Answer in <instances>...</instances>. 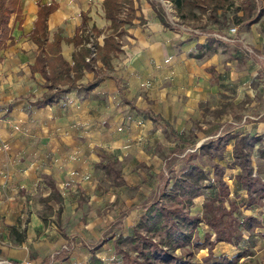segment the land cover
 Wrapping results in <instances>:
<instances>
[{
    "label": "crops",
    "instance_id": "1",
    "mask_svg": "<svg viewBox=\"0 0 264 264\" xmlns=\"http://www.w3.org/2000/svg\"><path fill=\"white\" fill-rule=\"evenodd\" d=\"M103 1L18 0L19 19L10 20V39L0 47V117L5 111L10 114L6 130L0 122V264L105 262L112 259L116 237L95 249L92 244L98 235L116 222L122 235H131L144 213L147 196H157L162 189L164 175L167 183L195 166L206 173L207 180L193 201L199 213L204 202L217 197L213 167L225 166V172L233 176L240 172L232 167L238 166L233 155L236 141L255 140L247 150L250 165L264 164V121L255 119L249 110L240 120L230 112L208 119L209 99L222 98L232 106L246 107L254 101L253 90L235 83L232 67L224 72L225 78L220 74L218 82L209 83L208 67L216 58L202 59L203 52L208 44L221 42L163 26L149 0H134L132 22L113 31L105 19ZM52 4L55 10L46 18V39L39 48L29 34L38 6ZM83 19L85 27L80 30ZM76 34L82 44L65 41ZM54 36L59 45H54ZM110 36L118 52L101 50ZM90 42L96 56L87 62ZM232 46L226 45L217 55ZM82 49L89 50L84 61L92 70L82 69L81 77L75 79L77 72L67 69L58 56L71 67L73 56ZM40 51L49 60L45 73L54 75L52 85L31 70ZM224 122L234 127L218 133L219 127L212 123ZM227 135L221 154L202 155L209 141ZM37 141L39 160L32 162L34 151L28 146ZM20 144L22 150H17ZM107 160L118 164L126 188L103 197L111 210L95 221L70 205L72 195L78 191L90 195L96 177L105 178L103 170L111 167L106 166ZM46 178L65 188L59 192L60 201L45 189ZM229 183L228 201L246 203L240 198L246 193L242 187L235 181ZM125 189L129 190L127 198ZM59 207L61 213L56 212ZM127 208L132 211L127 213ZM68 245L71 251L62 252ZM63 253L67 256L61 257Z\"/></svg>",
    "mask_w": 264,
    "mask_h": 264
},
{
    "label": "rangeland",
    "instance_id": "2",
    "mask_svg": "<svg viewBox=\"0 0 264 264\" xmlns=\"http://www.w3.org/2000/svg\"><path fill=\"white\" fill-rule=\"evenodd\" d=\"M149 1L150 3H154L159 9L166 24L163 25L159 21L167 28L177 30L180 34L187 33L180 27H177V24L184 29H191L207 34H217L229 40V42H222L214 39L225 44H208V47L203 52L202 59L210 60L214 57L216 58L215 64L208 67L211 70L209 83L218 82V79L222 76L220 74H223L225 78L224 72L227 70L229 72L232 67L236 72L235 83L254 91L253 105H249V107L242 104L232 106L228 100L212 98L207 102L208 119L210 120V116L219 119L223 112H230L232 116L237 118L236 120H240L239 118L247 114L249 110V114H252L255 119L264 121V0ZM123 12L122 16L125 15V9H123ZM231 29H235V32L232 33ZM191 36L202 38L194 33ZM226 45L234 46L222 55H217V53L225 49ZM232 61L235 62L233 65L230 64ZM222 82L226 81L222 80ZM28 110L27 108L21 113H27ZM9 116L10 114L5 111L0 117L4 130H6L7 118ZM212 124L219 127L217 131L221 134L230 132L231 128L234 127L225 122L222 124ZM209 125H211L210 122ZM228 136H224V138ZM3 141V143L6 142L5 140ZM212 141L207 143V147H209V143ZM38 142H32L33 144L31 143L28 146L29 151H34L31 154L33 159L31 160L30 158L32 162L39 160L38 153L40 152L41 145ZM21 147L22 144L16 145L15 148L22 150ZM1 150L3 149L0 148ZM164 154L168 156L167 153ZM20 156L19 154L18 158ZM18 158L15 157V160H19ZM172 161V159L168 161L167 165H170ZM105 164L106 166H111L109 170H103L105 178L96 177L93 188L88 190L90 195H84L79 191L75 195H72L70 205V208L75 212L80 211L85 215L88 213L95 218V221H97L100 215L106 214V212L111 210L109 202H102L103 197L105 196L106 198L110 191L126 188L124 181L120 177V172L116 168L118 164L111 160L105 161ZM34 166L38 165L35 164ZM232 167H238L240 170L238 175L242 174L240 166ZM219 168H221V171L216 172L213 170L212 173V182L217 185L218 201L216 204L222 212L224 210L230 211L231 214L229 216L217 214L214 207L209 205V201L204 202L202 210L198 213L193 208V203L189 206L187 205L185 196L175 195L171 191L175 182L181 176L173 179L169 178L171 181L169 183V179H167L169 185L167 188L166 176L164 175L162 189H160L157 196L153 194L147 196L148 200L144 202L142 209L144 213L136 222L131 235H122L119 232L120 224L118 222L110 223V229L98 235V239L92 244L95 249L101 247L110 237H116L113 242V254L109 256L112 259L105 260L102 264H178L179 260L187 262L186 264H213L214 262H220L221 264H264V164L251 166L252 172L245 179L246 184L249 186L247 189L242 184L245 182L244 180L242 182L238 181V175L233 176V172H225V166ZM42 180L44 179L42 178ZM215 180L216 182H214ZM228 180L232 183L234 181L235 183L237 182L246 192L241 194V196L245 194V197H240L246 200V203L237 201V199L232 202L228 201L231 193ZM44 183L45 189L48 188L51 192L50 197L57 202L60 201L59 192L63 193L65 188L55 186L54 182L49 179L45 180ZM128 191V189L124 190L126 198L129 197ZM169 195L174 196L169 197ZM161 208L170 213H175L171 214L172 217L176 214H186L199 219V222L195 226L185 228L184 233L186 235L184 237L177 236L178 238L174 239L171 247H167L168 249L164 248L172 258H166V260L154 256L155 251L160 250L162 245L168 242L165 232L167 229H172L174 224L171 220L169 222L163 221L161 224L152 219L155 217L156 211ZM253 210H256V212L253 215L247 216ZM126 211L129 213L132 211V208H127ZM56 212L61 213L62 208L59 207ZM53 221H56V218ZM211 223L218 224L219 228L223 229L224 235L230 240V243L224 242L219 246L216 245L215 232L214 228L210 225ZM173 246H177V249H171ZM215 246L220 249H214ZM70 251L71 247L62 249V252ZM63 256L67 255L63 253L61 257ZM148 258L149 260H147ZM165 261L168 262L166 263Z\"/></svg>",
    "mask_w": 264,
    "mask_h": 264
},
{
    "label": "trees",
    "instance_id": "3",
    "mask_svg": "<svg viewBox=\"0 0 264 264\" xmlns=\"http://www.w3.org/2000/svg\"><path fill=\"white\" fill-rule=\"evenodd\" d=\"M153 7L156 10L157 16L159 20L162 22L163 25L166 24L163 15L160 13L159 9L156 7L154 3H152ZM103 9L105 14V19L110 21V26L113 29V31H117L120 27L123 25H128L133 20V12H134V0H104L103 1ZM123 9H125V15L121 16L124 12ZM55 10V5H49V6H38V12L37 17L34 21V28L29 34V36L37 43L39 48L42 46L43 42L46 39L45 30H46V18ZM20 15V10L18 8V0H0V47L5 45V42L10 39V20L12 17H14V20H18ZM85 27V19H83L80 30ZM211 39V38H208ZM214 40V39H213ZM66 42H73L75 44H82V38L79 37L78 34L73 36L72 38L65 39ZM54 45H59V38L57 36H54L53 40ZM105 53L109 52H118L119 49L117 45L115 44L113 38L110 36L106 39H104V45L101 49ZM89 50L82 49L80 52L75 56H73V65L69 67L64 61L61 59L60 56H58V61H60L64 66L68 68H72L75 72H77L75 79H79L81 77V70H92L90 65L84 61L85 56L88 55ZM77 62V66L75 67V64ZM48 63L49 66V60L46 58L45 53L43 51H40L38 54L35 64L31 67V70L33 72H40L42 76H44L46 81L51 82V85L55 82L54 75L49 74L46 75L45 73V64ZM256 141L255 140H247L245 138H240L238 141H236L234 145V158L236 159V165L240 166L242 170V174L237 176L238 181L242 182L245 181L246 177L248 178V175L252 172V168L250 165L249 160V152L247 150L249 148H252ZM228 143V140L224 137L217 139L216 141H212L209 143V147L204 146L202 149V152L206 155L208 158H213L216 155L221 154L226 145ZM220 166H214V171H221ZM245 173V175H243ZM215 176V175H214ZM207 180V175L204 173L199 167L195 166L185 172L179 180H177L172 187L171 191L175 195L185 196L187 205H191L196 197H198L201 189L203 188V182ZM216 182V180L214 181ZM244 188H248V184H246V181L242 183ZM250 194V192H249ZM174 196V195H173ZM172 195H169V197H173ZM251 197V195H249ZM217 197L209 200V205L213 206L217 214H220V216H229L231 213L230 211H223L219 210V207L217 206ZM205 207V206H204ZM171 214L168 211H165L164 208H161L156 211L155 217L152 218L157 223H163V221L169 222L170 220L173 221V228L167 229L165 234L167 236L168 242H166L164 245H162V248L160 250H156L154 256L160 257L162 260H166V258L172 259L167 250H164V248L171 247L172 242L174 239H177V236H185L184 233L185 228L188 226H195L199 219L194 218L192 216L186 215V214H176L174 217H172ZM175 221H177L175 223ZM214 228L215 232V241L217 243H230V240L226 238L224 235L223 229L219 228L218 224L211 223L210 224ZM21 241V240H20ZM153 245V244H151ZM154 246V245H153ZM155 247V246H154ZM168 249V248H167ZM171 249L176 250L177 246H173ZM149 260V258L147 259ZM166 263L168 261H165ZM187 262H184L182 260H179L178 264H186ZM92 264H102V262L93 259ZM213 264H221L220 262H214Z\"/></svg>",
    "mask_w": 264,
    "mask_h": 264
},
{
    "label": "built area",
    "instance_id": "4",
    "mask_svg": "<svg viewBox=\"0 0 264 264\" xmlns=\"http://www.w3.org/2000/svg\"><path fill=\"white\" fill-rule=\"evenodd\" d=\"M176 26H177V27H180L181 29H183L184 32H187L188 34H189V33H190V34L194 33V34H198V35L201 36L202 38H208V37H209V38H213V39H216V40H219V41H222V42H229L228 39H226V38H224V37H222V36H219V35H217V34H207V33H203V32H197V31H195V30H191V29H184L183 27L178 26L177 24H176ZM231 32L234 33V32H235V29H231ZM88 48H89L91 54H90V56L86 59L87 62H89L91 58H94V57L96 56V49H95L94 46L91 44V42L88 44ZM68 247H70V246H65L64 249H67ZM5 264H14V263H11V262H5ZM24 264H31V263L26 262V263H24Z\"/></svg>",
    "mask_w": 264,
    "mask_h": 264
}]
</instances>
